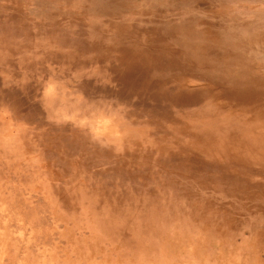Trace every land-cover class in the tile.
<instances>
[{"label": "rangeland", "instance_id": "1", "mask_svg": "<svg viewBox=\"0 0 264 264\" xmlns=\"http://www.w3.org/2000/svg\"><path fill=\"white\" fill-rule=\"evenodd\" d=\"M0 264H264V0H0Z\"/></svg>", "mask_w": 264, "mask_h": 264}]
</instances>
